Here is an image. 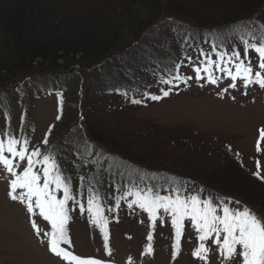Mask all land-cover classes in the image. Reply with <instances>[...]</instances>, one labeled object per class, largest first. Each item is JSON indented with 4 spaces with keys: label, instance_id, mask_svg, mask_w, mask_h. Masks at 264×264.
<instances>
[{
    "label": "rangeland",
    "instance_id": "rangeland-1",
    "mask_svg": "<svg viewBox=\"0 0 264 264\" xmlns=\"http://www.w3.org/2000/svg\"><path fill=\"white\" fill-rule=\"evenodd\" d=\"M93 1L99 0H47L45 6L55 13L67 11L71 15L93 7ZM138 16L137 20L142 17ZM131 18L135 20V16L130 17L128 13L122 16L127 24L123 33L125 42L131 41L134 34L131 33L134 31L130 26ZM255 18L245 17L232 25L238 39L222 43L219 49L214 48L213 42L190 40L186 30L191 28L188 23L168 19L169 23L159 25L148 38L135 45L142 51L130 48V54L135 58L129 63L123 54L129 49L121 48L112 57L99 61L96 67L83 64L78 72H66L62 78H58L59 74L45 77L40 68L28 73L13 69L12 75L0 76V135L11 133L17 139L28 140L29 152L39 149L42 153H53L75 195L66 206L67 214L70 210L77 212L73 213L75 216L69 215L65 226L71 244L61 247L78 257L94 258L101 264H242L239 255L231 260L221 256L219 246L214 243L215 235L201 242L198 239L200 233L189 218L182 221L177 239L171 213L160 209L153 220L132 195L121 206L119 201L123 200L116 201L112 187L106 192L111 204L116 201L114 212L109 213L98 198L92 196L94 204L90 213L88 198L81 196L84 193L80 186L82 182L86 184L84 180L89 185L93 183L91 180L95 181L99 171L107 173L111 163L114 167L128 163L142 171L140 178L134 167L131 169V176L139 179L140 190L150 188L161 196L173 198L177 192L184 199L192 196L202 200L212 198L217 205L231 200L229 206L233 209L245 205L249 208L231 189L222 188L218 181H223L222 169L226 167V161H230L225 152L227 147L243 170L264 185V140L260 139V132L264 130V88L256 83L244 87L239 79L232 81L220 68H231L235 72L234 65L238 61L234 59L232 64L220 62L218 53L230 55L238 51L246 63L251 61L254 72L261 71L258 54L250 50L246 55L241 40L244 37L250 43L264 42V17H260L262 25ZM1 32L0 27V65H3L11 58L6 55ZM161 34L169 37L167 50ZM144 44L152 47L162 57L161 61L150 64L147 60L150 50L144 48ZM208 59L220 64V68L215 64L212 66L216 83L208 82L207 74L203 72ZM176 65H179L181 76L191 79L187 83L174 81L169 95L164 96L163 91L169 90L170 86L162 84L159 77L169 79V70L174 71ZM196 67H201L204 79L196 78ZM233 83L235 88L230 86ZM146 92L161 99H150L137 106L126 102V98H141ZM76 111L81 113V121L73 127ZM93 124L97 133L113 140L120 138L125 145L121 148L120 144L108 146L94 141L105 149L99 156L100 168L95 165L94 137L89 132V125ZM16 163H19L16 170L20 174L27 166V160L20 162L14 158ZM43 167V164L34 166V171L41 175V184ZM216 175L219 177L215 181ZM157 176L161 178L159 182H166L165 187L152 184V179ZM13 178L0 166V264H69L49 250V237L45 233L52 230L50 221L39 214V209L30 214L24 203L11 199L9 181ZM135 185L129 183V191H136ZM22 191L17 189V194ZM122 191L119 187L118 193ZM56 196L62 199V190L56 192ZM99 207L105 212L102 216L99 212V215L106 222L107 240L96 223ZM82 212L85 214L79 216ZM217 214L222 215V212ZM220 239L223 240V234ZM201 243L209 249L206 259L193 255Z\"/></svg>",
    "mask_w": 264,
    "mask_h": 264
},
{
    "label": "trees",
    "instance_id": "trees-1",
    "mask_svg": "<svg viewBox=\"0 0 264 264\" xmlns=\"http://www.w3.org/2000/svg\"><path fill=\"white\" fill-rule=\"evenodd\" d=\"M46 1H0L3 46L7 57L11 58L7 63L0 65V76L6 78L9 74L12 75L13 69L25 70V73H28L35 68H40V73L45 77L59 74L58 78H62L66 72H78L83 64L89 63L93 65L92 67H96L99 61L108 56L112 57L114 52L121 48L124 51L129 49L123 53L124 58L128 59L126 62L129 63L135 58L130 54V48L136 49L137 52L142 51L135 45H139L143 39L148 38L159 25L169 23L168 19L188 23L191 28L186 30L190 40L208 44L213 42L214 48L219 49L222 43L238 39L232 31L236 28L232 25L249 16L257 17L255 19L262 25L260 17H264V0H99L92 2L93 7L83 8L79 13L74 12L71 15L67 11L55 13L53 9L45 6ZM127 13L130 17L135 16V20L131 18L130 26L134 30L131 33L134 34L129 42L124 41L123 35L127 24L125 20H122V16ZM138 15L142 17L137 20ZM155 18L158 20L154 21ZM182 32L184 31H179V33ZM161 37L164 49H169L167 48L169 37L167 34H161ZM143 47L150 50L147 59L150 64L161 61L162 57L157 55L152 47L146 44ZM234 48L236 50L235 46ZM184 52L185 49L182 54ZM44 68L48 69L44 71ZM145 94L141 98H126V102L131 103L132 99L140 100L141 103L149 101L150 92ZM80 114V112L79 114L77 111L74 112L73 127L80 125ZM95 126L89 125V132L94 137V155H97L95 165L100 168L99 156L105 152V149L94 141L103 142L108 146L113 143L120 144L121 148L125 145L120 138L113 140L104 134L97 133ZM225 152L230 161H226V167L222 169L224 179L218 183L225 190L231 189L236 198L246 202L259 217H264V185L259 179L248 175L243 170L241 163L227 147ZM133 167L142 178L141 169L136 165ZM133 167L128 163H120L114 167L111 163L108 172L99 171L98 177H94L95 181L91 180L93 183L90 185L86 180H84L86 184L82 182L80 189H83L85 195L81 196L88 199L90 195L98 198L103 207L109 213H113L116 201L121 198L123 200L119 201L121 206L127 201L129 183L134 185L137 183L136 191L141 189L139 179L131 176ZM217 177L219 175H216L215 181ZM159 181L161 178L157 176L156 179H152V184L166 186V182ZM109 187L113 188L112 196L116 199L113 204L109 201L106 192ZM119 187L123 189L121 194L118 193ZM72 195L75 198L73 193ZM79 205L81 207L82 201ZM98 209L101 216L105 214L100 207ZM73 213L77 214L75 210H70L68 217L75 216ZM84 214L85 212L79 213V216ZM101 230L103 235L107 233L106 224Z\"/></svg>",
    "mask_w": 264,
    "mask_h": 264
},
{
    "label": "snow or ice",
    "instance_id": "snow-or-ice-1",
    "mask_svg": "<svg viewBox=\"0 0 264 264\" xmlns=\"http://www.w3.org/2000/svg\"><path fill=\"white\" fill-rule=\"evenodd\" d=\"M241 40L245 46L246 55L250 50L258 54V68L261 71L254 72L251 61L249 60L246 63L244 59L240 58L238 51H233L230 55L218 53L220 62L232 64L234 59L238 61L234 65L235 72L231 68H220L219 63L208 59L203 67L208 82L216 83L212 67L215 64L221 71L226 72L232 81L241 80L244 87L256 83L264 88V75H262V72H264V42L250 43L244 37H241ZM226 56L227 60H225ZM201 71V67L195 68L197 79H204L201 76ZM169 76V79H165L164 76L159 77L162 84L170 86L169 90L163 91L164 96L169 95L174 81L187 83V80L191 79V77H184L179 74V65L175 66L174 71L169 70ZM175 86L178 87V85ZM230 86L235 88L236 84L233 83ZM124 95H127V93H124ZM150 99L159 100L161 97L151 95ZM131 103L140 104L141 101L132 99ZM260 139L264 140V130L260 132ZM44 143H48L47 139L44 140ZM257 150H260L259 141ZM5 153L12 158H8ZM14 158H18L20 162L27 160V166L20 174L16 170L19 163L14 164ZM38 164L44 165L42 168V184L41 175L34 171V166ZM0 166L14 177L9 181L11 199L24 203L30 214H35V209H39V214L50 221L52 230L50 233H45V235L49 237V250L53 254L68 261L69 264H101L100 261L94 258H81L61 247L62 244H71L65 227L69 219L66 206L68 201L73 200L74 197L68 178L62 175L60 165L53 153H42L39 149H33L29 152L28 140L17 139L11 133H4L0 135ZM17 189H23L24 191L17 194ZM60 190L63 192V198L57 199L56 192ZM127 195L135 196V202L141 209L148 211L153 220H155L156 213L160 209H163L165 213H171L172 225L176 229L177 239L181 234L182 221L187 217L200 233L198 239L201 242L215 235L214 243L219 246L220 254L224 259L231 260L239 255L242 264H264V217H259L246 205L242 208L233 209L229 206L231 200H228V202L221 201L217 205L212 198L202 200L199 196H192L184 199L181 198L179 192L173 198L172 196H161L150 188L147 191H129ZM236 203L239 204L240 202L237 201ZM93 204L94 201L90 195L87 207L90 213L93 211ZM81 210H84L83 205H81ZM218 211H221L222 215H218ZM96 223L102 229L106 223L100 217L98 209ZM33 227H36L35 222H33ZM37 234L39 235V229H37ZM221 234H223L222 241L220 239ZM104 238L107 240L106 232ZM149 240H151V236H149ZM237 248H239V253H237ZM149 251H151V248H149ZM208 251L209 249L201 243L193 255L199 259H206Z\"/></svg>",
    "mask_w": 264,
    "mask_h": 264
}]
</instances>
